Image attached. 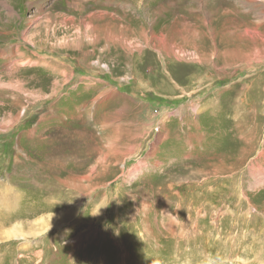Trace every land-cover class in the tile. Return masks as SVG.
Segmentation results:
<instances>
[{
	"label": "rangeland",
	"instance_id": "obj_1",
	"mask_svg": "<svg viewBox=\"0 0 264 264\" xmlns=\"http://www.w3.org/2000/svg\"><path fill=\"white\" fill-rule=\"evenodd\" d=\"M0 264H264V0H0Z\"/></svg>",
	"mask_w": 264,
	"mask_h": 264
},
{
	"label": "bare ground",
	"instance_id": "obj_2",
	"mask_svg": "<svg viewBox=\"0 0 264 264\" xmlns=\"http://www.w3.org/2000/svg\"><path fill=\"white\" fill-rule=\"evenodd\" d=\"M83 12V11H82ZM9 57V56H8ZM82 147V146H81ZM222 158V157H221ZM141 177V176H140ZM53 178V177H52ZM128 179V178H127ZM139 180V179H138ZM61 185V184H60ZM41 186V185H40ZM55 194V193H54ZM49 208H50V206H49ZM66 216V213L65 214H63V218ZM62 218V219H63ZM70 218V217H69ZM45 218H41L39 221H45L44 220ZM135 219V218H134ZM38 223V222H37ZM66 223V222H65ZM38 224H40L41 225V222L40 223H38ZM49 226V225H48ZM50 227V226H49ZM49 227H47V228H49ZM46 228V229H47ZM90 229V228H89ZM12 230V229H11ZM13 231H16L19 235H20V237L21 238H23L24 240H26L27 238H26V235H29V234H31V230H30V233L29 232H25L24 230H23V227L22 226H20V225H18V224H15V226L13 227ZM35 232V234H38V233H41V232H45V229H44V231L43 230H38V231H34ZM34 234V235H35ZM33 235V234H32Z\"/></svg>",
	"mask_w": 264,
	"mask_h": 264
}]
</instances>
